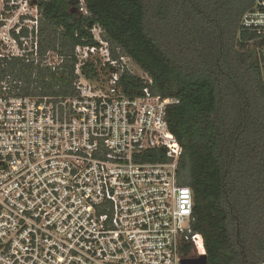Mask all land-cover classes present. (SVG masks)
Segmentation results:
<instances>
[{
  "label": "built area",
  "instance_id": "obj_1",
  "mask_svg": "<svg viewBox=\"0 0 264 264\" xmlns=\"http://www.w3.org/2000/svg\"><path fill=\"white\" fill-rule=\"evenodd\" d=\"M243 26L257 34L264 78V0ZM23 27L11 55L0 51V264H181L187 244L206 255L168 122L180 99L155 94L98 26L95 44L75 46L67 94H24L23 79L2 74L6 59L58 71L65 56L41 53L37 19ZM127 74L145 82L138 93Z\"/></svg>",
  "mask_w": 264,
  "mask_h": 264
},
{
  "label": "trees",
  "instance_id": "obj_2",
  "mask_svg": "<svg viewBox=\"0 0 264 264\" xmlns=\"http://www.w3.org/2000/svg\"><path fill=\"white\" fill-rule=\"evenodd\" d=\"M35 4L41 53L64 55L63 70L13 58L2 74L23 79L24 94H67L75 46L95 44L91 31L100 27L153 79L155 94L180 99L168 122L183 146L180 179L194 192L192 225L204 236L207 264H264V78L257 34L243 26L255 0ZM126 79L130 93L145 86L135 75ZM185 257H196L190 244Z\"/></svg>",
  "mask_w": 264,
  "mask_h": 264
},
{
  "label": "rangeland",
  "instance_id": "obj_3",
  "mask_svg": "<svg viewBox=\"0 0 264 264\" xmlns=\"http://www.w3.org/2000/svg\"><path fill=\"white\" fill-rule=\"evenodd\" d=\"M35 3L36 0H0L1 52H12L13 31L17 33L20 26H25L29 31L32 29L34 21L39 17Z\"/></svg>",
  "mask_w": 264,
  "mask_h": 264
},
{
  "label": "water",
  "instance_id": "obj_4",
  "mask_svg": "<svg viewBox=\"0 0 264 264\" xmlns=\"http://www.w3.org/2000/svg\"><path fill=\"white\" fill-rule=\"evenodd\" d=\"M181 264H207V255L182 259Z\"/></svg>",
  "mask_w": 264,
  "mask_h": 264
}]
</instances>
